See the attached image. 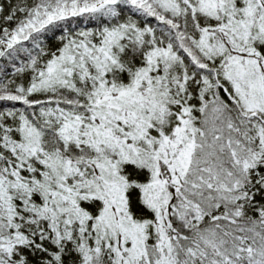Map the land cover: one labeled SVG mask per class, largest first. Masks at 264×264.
I'll use <instances>...</instances> for the list:
<instances>
[{
    "label": "snow or ice",
    "instance_id": "1",
    "mask_svg": "<svg viewBox=\"0 0 264 264\" xmlns=\"http://www.w3.org/2000/svg\"><path fill=\"white\" fill-rule=\"evenodd\" d=\"M0 264H264V0H0Z\"/></svg>",
    "mask_w": 264,
    "mask_h": 264
}]
</instances>
